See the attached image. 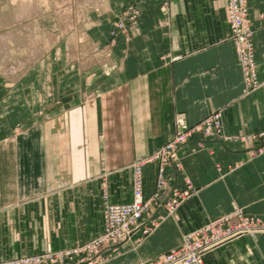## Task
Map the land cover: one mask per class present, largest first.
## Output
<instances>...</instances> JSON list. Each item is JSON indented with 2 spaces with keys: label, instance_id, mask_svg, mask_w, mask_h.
Masks as SVG:
<instances>
[{
  "label": "crops",
  "instance_id": "1",
  "mask_svg": "<svg viewBox=\"0 0 264 264\" xmlns=\"http://www.w3.org/2000/svg\"><path fill=\"white\" fill-rule=\"evenodd\" d=\"M106 3L107 10L95 18V43L108 41L111 12L124 7L140 8L138 30L120 33L103 50L52 53L43 66L44 83L30 80L35 94L20 110L7 113L0 96L2 258L41 251L47 242L68 247L100 232L105 198L132 200V162L174 136L179 114L194 123L220 109L226 139L196 134L182 146L183 170L166 167L171 187L161 200L172 187L184 188L186 178L195 192L172 214L156 208L154 215L163 216L159 225L125 242L122 254L108 264L156 257L236 208L264 217V84L245 86L227 0ZM247 4L256 70L264 80V0ZM89 71L93 75L86 80ZM40 86L45 95L39 96ZM156 181L157 165L149 163L145 196L154 193ZM204 262L264 264V232L221 243Z\"/></svg>",
  "mask_w": 264,
  "mask_h": 264
},
{
  "label": "rangeland",
  "instance_id": "2",
  "mask_svg": "<svg viewBox=\"0 0 264 264\" xmlns=\"http://www.w3.org/2000/svg\"><path fill=\"white\" fill-rule=\"evenodd\" d=\"M107 5L106 0H0V96L6 98L7 113H12L14 109L20 110L22 107L21 103L27 100L29 101L31 95L33 93L35 94V91L31 92L29 90V83L33 77V80L37 81L38 85H41L40 82L44 83L47 72H43V66L51 62L50 58L52 53H58L59 49L62 48L64 50L66 49V51L67 49H73L75 51H84L85 49H90L91 51L103 50L106 46L115 44L120 33L127 32L128 30L135 32L138 30L139 18L141 16L140 8L136 5L124 7L117 13H114V11L111 12L110 16L113 20L108 30V41L105 44L95 43L94 30L98 28H95L97 26H94V24L99 22L95 18H99V16H101L99 14L107 10ZM234 45L236 52V44L234 43ZM70 75L72 76L73 73ZM92 75L93 72H87L85 79L87 80ZM244 80H246L245 73ZM259 84H264V80L258 77L257 86H259ZM245 86L249 89L246 82ZM45 90L46 89L41 86L38 87L37 91L39 96L45 95ZM15 97H20V99L14 100ZM38 106L39 108L43 107L41 104ZM215 111H220L221 113V125L223 128L222 111L218 109L211 113ZM38 112H40V109ZM179 116H183L185 122L188 124H195L204 118L194 123H189L183 114H179L175 119L176 132L174 136L156 150L142 155L132 162V200L126 203H112L105 198L103 207L104 224L100 232L90 239L80 241L68 247H54L51 243L47 242L41 251L35 253H23L6 258L0 257V264H108L116 255L122 254V250L119 249V247L125 242L131 240L134 236L137 241L149 235L159 225L163 217L154 215L153 212L156 208L164 207L166 213L172 214L195 192V187L192 191L188 190V181H191L186 178V186L184 188L172 187L170 196L164 201L161 200L162 192L171 187L166 174V167L168 165H174L180 171L183 170V156L180 152L182 146L190 141L196 134H202L204 137L208 138L226 139L225 136L223 137L222 129L219 133L214 135H205L202 132H197L176 146L174 152L175 156H173L174 153L170 152L164 156L161 154L159 158L154 159L153 156L157 154L162 147L175 140L179 131ZM9 121L12 122L13 118L9 119ZM15 122L17 123L18 121ZM259 137L263 136L261 135ZM202 144L203 143L200 142L199 146L202 147ZM143 158L148 159L144 161L141 166L143 192V204L141 208L144 212L129 228H127V230H132L130 238L126 240L121 239V237L115 239L113 237L114 229L108 217V209L111 205H128L134 202L136 180L138 177L136 164L142 161ZM176 159L180 160V166L177 165ZM149 163H156L157 165L156 190L150 196H145L144 167ZM233 211H235V209L229 213ZM229 213L217 215L208 222ZM249 216L253 217L252 215ZM260 218L264 221V217ZM120 231H122V233L125 232L122 229ZM184 236L182 242L176 247L149 260L138 261L136 264H151L159 260L172 250L179 248L184 241Z\"/></svg>",
  "mask_w": 264,
  "mask_h": 264
},
{
  "label": "built area",
  "instance_id": "3",
  "mask_svg": "<svg viewBox=\"0 0 264 264\" xmlns=\"http://www.w3.org/2000/svg\"><path fill=\"white\" fill-rule=\"evenodd\" d=\"M229 10V22L231 37L236 44V54L244 69L245 82L248 88L258 85V76L252 44L253 28L250 26L248 6L246 0H227ZM260 85V84H259ZM179 131L174 141L166 144L153 158H159L175 152L179 143L187 140L191 135L202 132L205 135H214L222 129L221 113L215 111L207 115L195 124L185 122L183 116L178 117ZM175 156V153L174 155ZM178 159V158H177ZM175 160L180 166V160ZM147 158H143L136 164L138 177L136 180L134 202L128 205H111L108 209V217L114 229V238L128 239L132 230L129 228L144 212L141 166ZM188 190H194V186L188 181ZM123 230L125 232L122 233ZM259 230H264V221L260 217H251L242 209H235L232 213L211 220L184 236V241L179 248L172 250L164 257L151 264H205L204 255L213 247L224 243L239 235L254 236Z\"/></svg>",
  "mask_w": 264,
  "mask_h": 264
},
{
  "label": "bare ground",
  "instance_id": "4",
  "mask_svg": "<svg viewBox=\"0 0 264 264\" xmlns=\"http://www.w3.org/2000/svg\"><path fill=\"white\" fill-rule=\"evenodd\" d=\"M23 3V2H22ZM26 4H27V2H26ZM24 6V5H23ZM68 10V9H67ZM25 20V19H24ZM264 230H259V232L257 231L256 233H255V236L258 234V233H260V232H263Z\"/></svg>",
  "mask_w": 264,
  "mask_h": 264
}]
</instances>
